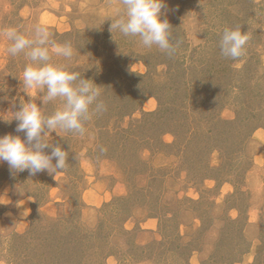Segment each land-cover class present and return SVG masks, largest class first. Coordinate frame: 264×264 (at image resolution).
Instances as JSON below:
<instances>
[{
  "label": "rangeland",
  "instance_id": "1",
  "mask_svg": "<svg viewBox=\"0 0 264 264\" xmlns=\"http://www.w3.org/2000/svg\"><path fill=\"white\" fill-rule=\"evenodd\" d=\"M254 2V14L240 28L250 36L246 51L230 62L237 70L234 85L243 89L233 91L221 117L233 120L260 109L253 121L258 125L234 156L237 169L218 180H198L181 148L155 142L159 137L173 145L176 139L165 131L168 116H147L159 109L156 86L167 75L162 61L169 53L109 30L108 17L123 12V0H0V136H24L16 131L18 121L3 119H11L21 101L32 100L46 115L63 106L59 99L43 105L46 89L34 97L24 91L19 75L30 61L24 53H8V28L30 35L42 25L56 45H71L70 60L52 54V62L92 79L105 106L85 122L82 135L49 133V142L68 152L64 170L14 174L0 162V264H203L226 218L241 221L231 230V246L249 243V249L242 255L236 250L232 262L222 255L221 264H264V0ZM219 3L164 0L171 54L200 65L219 50L208 49L206 41L235 26L240 2L229 4V14ZM120 88L145 95L135 111L116 117L111 109ZM143 121L146 129L139 128ZM210 162L220 167L224 161L215 151ZM204 220L206 233L198 237ZM242 226L243 240L233 233Z\"/></svg>",
  "mask_w": 264,
  "mask_h": 264
},
{
  "label": "clouds",
  "instance_id": "2",
  "mask_svg": "<svg viewBox=\"0 0 264 264\" xmlns=\"http://www.w3.org/2000/svg\"><path fill=\"white\" fill-rule=\"evenodd\" d=\"M163 8L164 0H123V12L108 17L112 19L109 30L125 37H138L144 47L156 46L171 54L175 48L170 43L169 21L161 18ZM4 35L12 42L8 53L12 56L24 53L30 61L19 75L24 91L34 97L46 89L41 97L43 105L59 99L63 106L46 115L32 100L21 101L20 109L13 112L12 118L3 119L18 121L16 131L24 136H0V162H7L14 174L24 170L32 175L45 170L56 174L66 168L69 156L62 146L49 142V133L56 131L61 135L62 130L82 135L85 122L105 109L99 101L100 87L67 65L52 62V54L70 60L74 51L69 44L56 45L46 27L35 26L30 35L8 28ZM249 39L247 31L239 27L224 28L219 40L221 54L234 60L242 57ZM48 148H51L50 153L45 151Z\"/></svg>",
  "mask_w": 264,
  "mask_h": 264
},
{
  "label": "trees",
  "instance_id": "3",
  "mask_svg": "<svg viewBox=\"0 0 264 264\" xmlns=\"http://www.w3.org/2000/svg\"><path fill=\"white\" fill-rule=\"evenodd\" d=\"M218 1H220L218 4L220 10L222 9L225 14L232 12L229 4L236 8L238 2H240L237 8V12H239L236 13V19H239L234 20L233 24L235 23V26L231 24L230 28L232 29L245 28V21L255 12L256 4L254 0H228L227 4L224 3V0ZM205 31L208 30L205 29ZM222 32L223 29L214 32L211 36L212 39H207L208 49L209 47L212 49L218 47L219 50H216L215 54H210L206 61L200 63V65H196L200 60L193 65L185 63L184 56L165 55L162 63L167 65V75L156 86L159 109L147 115L168 116L165 131L174 133L175 142L173 145L165 144L159 137L155 138V142H159L163 147L181 148L186 157L184 159L186 168L198 180L205 178L218 180L221 174L237 169L238 165L235 163L237 161H235L234 156L244 150L249 137L258 125L253 121L258 120L254 116L258 115H255V113H258L260 109L258 112H253L245 117L239 115L233 120H226L221 117V112L230 102L233 91L242 88V86L234 85L233 79L236 77L237 70L230 65L231 58L221 54L219 40ZM133 77H138V75ZM246 79L245 76L244 82L248 84L249 82ZM144 93L141 90L138 93L134 89L130 90L129 88L124 91L120 88L117 101L114 102L113 108H108V110L111 109V115L116 117L132 113L141 105ZM242 107L244 111L248 109L244 105ZM144 122L140 124L139 128L146 129ZM102 130L107 129L103 127ZM128 137L132 138L133 136ZM146 138L148 136L143 135L142 139L148 140ZM215 151L219 153L221 160L224 161L220 167L212 166L210 162V157ZM223 221L224 226L216 237L214 247L210 252L211 258L206 259L203 264H210V260L212 264H221L224 262L221 261L222 255L225 263L232 262L237 258L236 250L239 255H242L249 249V243L239 244L240 242H238V245L232 244L233 246H231V230L235 229V226L238 227L241 221L230 218ZM203 223V228L198 231V237L206 233L205 227L208 221L204 220ZM244 225L245 222H243ZM243 226L236 228L233 232L239 238L243 236Z\"/></svg>",
  "mask_w": 264,
  "mask_h": 264
}]
</instances>
